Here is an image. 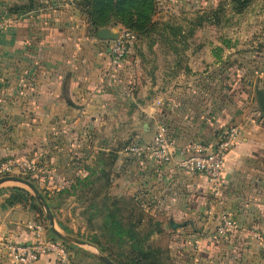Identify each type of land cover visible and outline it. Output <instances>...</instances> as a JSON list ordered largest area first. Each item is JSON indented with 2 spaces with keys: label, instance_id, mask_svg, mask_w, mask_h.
Masks as SVG:
<instances>
[{
  "label": "crops",
  "instance_id": "crops-1",
  "mask_svg": "<svg viewBox=\"0 0 264 264\" xmlns=\"http://www.w3.org/2000/svg\"><path fill=\"white\" fill-rule=\"evenodd\" d=\"M51 2L0 0V18L6 20L0 33V159L36 158L44 173L33 184L51 207L56 231L61 236L80 231L97 241L60 237L41 198L23 183L5 181L0 183V264H12L8 242L47 237L69 244L74 264H105L101 236L124 235L134 219L135 229L149 232L151 245L167 246L183 261L264 262V109L258 96L264 93V63L252 68L262 81L254 75L249 79L253 93L248 100L155 97L154 84L147 90L142 82L131 83L132 68L113 63L110 40L99 37L100 28L95 31L65 5ZM106 29L115 34L121 26ZM178 53L169 50L167 57L193 59L188 47ZM158 120L188 154L197 145L212 151L229 129H239L217 191L203 173L178 169L179 153L164 165L131 150L152 139ZM100 158L111 160L103 174L95 165ZM72 185L75 191L104 188V223L75 226L57 214ZM16 188L28 191L30 199H20ZM223 214L238 223L233 234L219 231ZM53 262L52 255H43L34 264Z\"/></svg>",
  "mask_w": 264,
  "mask_h": 264
},
{
  "label": "rangeland",
  "instance_id": "rangeland-1",
  "mask_svg": "<svg viewBox=\"0 0 264 264\" xmlns=\"http://www.w3.org/2000/svg\"><path fill=\"white\" fill-rule=\"evenodd\" d=\"M51 1L65 5L71 14L89 25L90 10L87 0ZM151 3V11L145 13L147 17L144 16L141 22H137L138 27L134 23L135 26L132 27L128 19L123 22L120 17H112L109 24L101 27L106 29L116 25L121 26V30L128 29L135 33L133 48L122 63L132 68V73L128 76L131 83L140 82L141 84L142 82L147 85V90L148 85L154 84L156 89L151 92H156L155 97L160 96L168 100L204 98L212 103L217 98L221 99V102L229 99L231 101L249 99L253 93L249 79L254 75L258 76L257 82L262 81L260 74L252 68L264 63V0H176L175 2L151 0ZM136 19L137 17L133 16V21ZM186 47L193 51V59L175 60L173 58L170 60L167 57V51H178L179 56ZM153 50L161 52V55L153 57ZM201 54L204 57L201 58ZM173 64L175 68L171 67ZM159 68H161L160 74ZM247 87L249 88L248 93L245 92ZM103 161L104 158H100L95 164L101 174L106 172L103 169L106 163L111 162L110 158L104 162L105 164ZM43 173L44 171H41L38 174L20 177L36 184L34 178H39ZM88 177L91 178L90 180L95 178L93 175ZM94 185H96L95 182ZM21 186L33 192L27 185L21 184ZM75 189L72 185L67 193L62 195H66L60 204L63 212L55 208L57 214L67 223L75 224V226H78L79 222L87 227L91 223H104L108 214L107 205L102 202L104 188L86 186L84 191H75ZM45 190L48 194L52 192L42 188V191ZM137 220L134 219L128 224L130 225L129 229L127 228L129 235L124 230L125 234L121 236L108 233L101 236L105 249L102 250L103 255L108 256L116 264L117 262L137 264L138 262L135 261H143L142 256L145 253L150 255L145 261L147 264L148 262L157 264H264V262H206L204 260L187 262L183 261L184 258L179 253L171 251L167 246L153 250L155 252L153 253L147 249L150 243L145 238V231L135 229ZM71 231H73L74 238L90 242L97 241L95 235ZM133 235H135L134 238L139 239L134 241ZM162 244L166 245V242ZM262 255L264 257V254Z\"/></svg>",
  "mask_w": 264,
  "mask_h": 264
},
{
  "label": "built area",
  "instance_id": "built-area-1",
  "mask_svg": "<svg viewBox=\"0 0 264 264\" xmlns=\"http://www.w3.org/2000/svg\"><path fill=\"white\" fill-rule=\"evenodd\" d=\"M5 26L6 20L0 18V33ZM134 39L133 31L123 29L119 31L117 38L110 40V53L114 64L123 63L127 59ZM239 137L240 131L234 127L226 132L216 149L209 151L197 145L194 147L195 152L188 154L185 148L177 144L168 129L157 123L152 139L147 143L133 145L131 150L138 155L148 154L156 163L164 165L172 163L175 154L179 153L181 158L175 163L176 167L187 172L203 173L217 191L224 179L225 155ZM41 171V164L36 158L10 156L0 159V178L38 174ZM238 229V223L229 214L220 217L219 231L222 234ZM6 250L12 264H34L43 255H52L53 264H74L71 249L55 237H47L39 241H11L6 244Z\"/></svg>",
  "mask_w": 264,
  "mask_h": 264
},
{
  "label": "trees",
  "instance_id": "trees-1",
  "mask_svg": "<svg viewBox=\"0 0 264 264\" xmlns=\"http://www.w3.org/2000/svg\"><path fill=\"white\" fill-rule=\"evenodd\" d=\"M88 1V8L90 10V18H89V25L92 26V28L97 31L99 28L106 26L109 24L110 20L112 17H120L123 22H125V19H128L129 23L132 27L135 25L138 27L137 22H141L142 18L147 15L145 14L147 11H151L152 9V3L151 0H87ZM133 16H136L137 19L133 21ZM135 25H134V24ZM245 92L248 93L249 88H246ZM238 101V99H236ZM158 123L166 127V123H164L161 120H158ZM226 134H224L221 138L220 141L224 139ZM66 188L62 189L61 191L63 192ZM15 192L20 196V199L24 200H29V192L26 190H22L19 188L15 189ZM16 199V198H13ZM113 226L119 227V223H116L115 221H111ZM129 227L128 225L126 229L127 235H129ZM128 228V229H127ZM134 228V227H133ZM66 229V228H65ZM67 231V229H66ZM121 233V232H119ZM146 236L145 238L149 242V232H145ZM231 234L234 233V231L229 232ZM125 234V233H124ZM122 234H119L121 236ZM133 238L135 235L132 236ZM139 238H134V241H136ZM97 244L100 246V243L97 242ZM149 251L157 250L160 249L159 247L153 246L149 244L148 248ZM102 250H105L104 247ZM153 253H155L153 251ZM150 257L147 253L142 256L143 261L141 260H136L135 262H138L137 264H147L145 261ZM112 258V257H111ZM117 264H122L121 262H117ZM132 264V263H128ZM148 264H157L155 262H148Z\"/></svg>",
  "mask_w": 264,
  "mask_h": 264
},
{
  "label": "water",
  "instance_id": "water-1",
  "mask_svg": "<svg viewBox=\"0 0 264 264\" xmlns=\"http://www.w3.org/2000/svg\"><path fill=\"white\" fill-rule=\"evenodd\" d=\"M98 35L100 38L102 39H109V40H113L115 38L118 37L119 35V32H116L115 34H111L107 29L105 28H101L98 30ZM258 96H259V99H260V102H261V105H262V108L264 109V93L259 91L258 92ZM5 181H17V182H20V183H23L25 185H27L28 187H30L34 193L39 196L42 200V205L43 207L45 208V212H46V217L49 219L50 221V224H51V227L52 229L58 234L60 235L56 229H55V220H54V215L49 207V205L47 204V202L42 198V196L39 194V191L37 189V187L33 184V182L23 178V177H20V176H7V177H3V178H0V183L1 182H5ZM175 227V226H174ZM60 237L66 239L67 241H70V242H76V243H85L77 238H74L73 236H61ZM100 259L105 263V264H116L113 260H111L108 256H105L103 255V253H101V256H100Z\"/></svg>",
  "mask_w": 264,
  "mask_h": 264
}]
</instances>
